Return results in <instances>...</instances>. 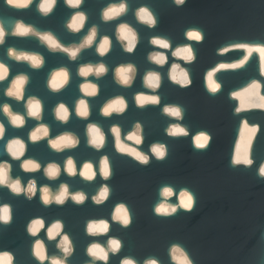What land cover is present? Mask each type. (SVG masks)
Masks as SVG:
<instances>
[{"label": "water", "instance_id": "obj_1", "mask_svg": "<svg viewBox=\"0 0 264 264\" xmlns=\"http://www.w3.org/2000/svg\"><path fill=\"white\" fill-rule=\"evenodd\" d=\"M107 2L108 0H86L82 7L90 15V23H99V10ZM131 3L133 9L141 3L149 4L158 16L155 30L137 25L141 43L135 54H126L120 48L110 31L111 28L114 29V24H101L102 35L105 31L113 35L114 47L108 57H98L93 47L85 50L77 61L70 62L65 54L50 53L46 48L40 47L36 38L9 36L6 44L0 46V59L11 65L13 75L18 71L30 74L27 94L44 98L45 121L52 125L53 136L65 129L83 135L86 122L79 121L73 115L68 125H58L52 121L50 109L59 100L71 102L80 95L78 85L82 78L76 76L79 64L104 59L109 64L110 71L99 81L100 97L89 98L90 103L95 105L91 119L98 121L106 132L113 123H120L126 131L139 120L145 125V143L141 146L142 150L148 151L149 145L154 142H163L168 147L167 157L162 161L151 157L148 165H140L130 157L115 152L110 134L107 145L101 152L88 148L83 139L78 149L62 154L54 153L46 141L37 145L29 144L25 158L33 156L42 163L57 160L63 164V158L72 155L78 160V169L83 161H95L108 154L113 166V176L105 182L98 173L94 182H85L79 176L70 178L62 172L61 178L52 182L43 177L42 171L25 174L19 169V162H13L16 166L14 175L23 176L25 182L30 177H35L38 191L37 196L29 201L24 196H15L6 188H0V202L10 204L13 209L11 224H0V251L13 252L16 256L15 264H39L31 251L35 238L26 231L30 220L39 216L46 222L40 237L45 239L49 255L58 254V250L55 247L56 241H47L46 229L51 222L61 220L76 249L69 264H85L89 259L85 255V248L91 240L107 239L88 237L84 231L85 223L91 219L104 218L112 224L109 235L118 237L123 242L121 252L110 255L109 264H120L123 257H132L138 264H143L148 258H156L160 264H174L170 256L173 245L181 246L193 264H264V178L258 175L259 167L264 164V111L252 110L236 114L234 110L238 102L230 98L231 92L241 89L253 79L264 83V77L258 71L257 54H253L243 69L221 71L217 74V79L222 84L219 93L212 95L205 86V73L208 70L220 62H233L244 55L242 50L219 55V49L234 43H264V0H187L179 8L171 0H131ZM69 14L63 0H59L57 8L47 18L36 11L35 5L17 11L7 8L3 0H0V17L23 19L40 30L50 29L65 44L79 39L78 35L69 34L63 27ZM123 19L132 20V13ZM188 28H198L204 36L200 42L189 41L197 57L191 65H185L190 71L192 85L181 89L168 80L167 70L174 61L169 53V63L164 68L157 69L163 73V84L159 90L161 104L138 109L132 101V94L148 91L142 86V76L146 69L154 67L146 59L151 50L148 38L153 35L170 36L175 46L185 42L184 31ZM10 46L41 52L45 56L44 67L30 70L26 65L8 60L6 52ZM123 62H134L139 69L133 88L128 90L120 89L112 80L111 68ZM181 63L183 64L182 61ZM62 65L70 68L71 83L63 93L51 94L45 87L47 74ZM117 94H124L129 100L128 112L123 117H101L98 101L102 102ZM9 102L15 110H22V103ZM166 104H179L184 107L185 118L181 123L189 129L188 136L166 135L164 129L170 121L161 114V108ZM245 119L250 124L260 126L250 148V157L254 163L251 166L233 165L236 145ZM31 126L30 121L22 130L8 127L7 136L23 135L26 139ZM201 132L211 136L206 149H197L194 146V135ZM2 155L3 144H0V156ZM61 182L69 183L72 191L82 189L87 192L88 201L84 205H75L69 201L64 206H44L39 198V187L44 184L56 187ZM103 183H108L112 191L109 200L104 205L97 206L91 200V195ZM165 186L174 190L173 197L169 199L173 204L179 203L180 191L189 190L194 196L193 209L187 211L179 208L172 216L157 215L154 209L163 202L161 191ZM119 203H125L132 215L133 223L128 228L111 221L114 207Z\"/></svg>", "mask_w": 264, "mask_h": 264}, {"label": "clouds", "instance_id": "obj_2", "mask_svg": "<svg viewBox=\"0 0 264 264\" xmlns=\"http://www.w3.org/2000/svg\"><path fill=\"white\" fill-rule=\"evenodd\" d=\"M187 0H171V3L179 8L186 4ZM7 8L13 10H25L35 5L36 11L42 17H49L57 8L59 0H3ZM86 0H63L64 6L70 14L64 21V29L72 35H78L79 39L65 44L52 30H40L35 25L26 23L23 19L14 17H0V46L6 44L7 38H36L39 46L46 48L50 53L65 54L70 62L77 61L85 50L94 47L95 54L100 58L108 57L113 51V35L120 48L126 54H135L141 43V35L137 25L155 30L158 25V16L149 4L141 3L132 8L131 0H108L99 10V23H90V15L83 9ZM132 13V20L123 19ZM118 21V22H117ZM101 24L113 25L110 31L113 35L101 34ZM87 26V29H86ZM86 29V31H85ZM204 38L198 28H188L184 31L185 42L177 43L170 36L153 35L148 38L151 50L147 54V61L154 67L144 71L142 86L148 91L132 94V101L138 109L161 104L159 90L163 84V73L158 68H164L169 63V53L174 61L167 70L168 80L186 89L192 85L193 80L189 69L185 65H191L196 60V53L189 41L200 42ZM242 50V58L233 62H220L205 73L206 90L215 95L221 91L222 84L217 79L221 71H235L243 69L253 57L258 56V71L264 77V43H234L228 44L218 50L219 55L229 51ZM7 58L17 64L26 65L30 70H40L45 65V56L39 51L17 49L15 46L7 48ZM183 62V64L181 63ZM109 64L104 59L95 62L89 61L79 64L76 68V76L82 78L78 85L80 95L71 102L59 100L50 109L49 115L52 121L58 125L66 126L72 120L73 115L84 123L83 135L77 131L65 129L52 135L53 128L45 121V100L36 94L28 95L27 90L31 77L28 72L18 71L12 74V67L6 61L0 59V144H3V155L0 156V188H6L15 196H24L31 201L37 196L38 181L30 177L26 182L21 175H14L16 166L13 162H19V169L23 173H41L48 181H58L62 172L70 178L79 176L85 182H94L99 173L103 181H108L113 176V166L108 154L99 157L98 160H85L78 169V160L75 156L68 155L63 158V164L57 160H49L42 163L40 159L27 156L29 144L37 145L46 141L47 146L57 154L78 149L82 139L86 141L88 148L101 152L108 142V135L112 137V146L117 154L130 157L140 165H148L151 157L164 160L168 155V147L163 142H154L149 145L148 151L142 150L145 143V125L137 120L126 131L120 123H113L105 131L98 121L91 119L95 105L89 98L100 97L101 86L99 81L108 75ZM112 80L120 89L133 88L139 74V69L134 62H123L111 68ZM11 75V79H9ZM92 77L93 79H89ZM72 72L67 65L54 68L47 74L45 87L51 94L59 95L70 85ZM230 98L237 101L235 113L252 110L264 111V83L253 79L241 89L230 93ZM9 101L22 103V110L14 109ZM99 114L103 118L123 117L129 110V100L124 94H117L99 102ZM161 114L170 121L164 129L169 137H186L189 129L181 122L185 118V109L179 104H166L161 108ZM26 139L23 135L8 137L7 130L11 127L15 130L25 129L29 122ZM242 128L247 133L246 144L251 146L260 130L259 124H250L243 120ZM211 136L201 132L194 135V146L197 149H206ZM254 161L250 158L248 148L244 154L237 153L233 165L251 166ZM258 175L264 178V164L258 169ZM111 188L108 183L101 184L96 192L91 195L95 205H104L109 200ZM40 201L44 206H64L69 201L75 205H84L89 199V194L84 190H71V185L61 182L53 187L44 184L39 187ZM163 202L159 203L154 212L160 216H172L179 208L191 211L194 207V196L189 190L179 193V203L173 204L169 199L173 197L174 190L170 186L163 187L161 191ZM13 220V209L10 204L0 202V224L9 225ZM111 221L123 228H128L133 223L129 207L125 203H119L114 207ZM45 219L34 217L27 224V233L35 238L32 242V256L39 264H69V259L75 253V245L70 235L65 232V224L61 220L51 222L46 229V239L49 242L56 241L55 247L58 254L49 255V249L44 238L40 237L45 230ZM112 224L108 219H91L85 223L84 231L88 237H107L106 240L92 239L85 248V255L89 258L85 264H109L110 255H117L123 248L120 238L110 236ZM59 238V239H58ZM170 256L174 264H193L188 253L178 245L170 248ZM16 256L8 250L0 251V264H15ZM120 264H138L132 257H123ZM143 264H160L156 258H148Z\"/></svg>", "mask_w": 264, "mask_h": 264}, {"label": "bare ground", "instance_id": "obj_3", "mask_svg": "<svg viewBox=\"0 0 264 264\" xmlns=\"http://www.w3.org/2000/svg\"><path fill=\"white\" fill-rule=\"evenodd\" d=\"M246 137H247V133L245 132V130L243 128H241L240 136H239V139H238V142H237V145H236V149H235V155L237 153L243 155L246 147L248 148V152H249V155H250L251 146H248L246 144Z\"/></svg>", "mask_w": 264, "mask_h": 264}]
</instances>
